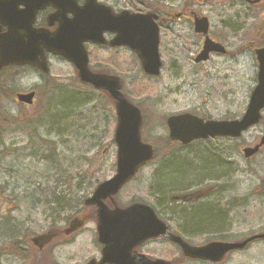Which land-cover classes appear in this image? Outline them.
Here are the masks:
<instances>
[{"label":"rangeland","instance_id":"374dc122","mask_svg":"<svg viewBox=\"0 0 264 264\" xmlns=\"http://www.w3.org/2000/svg\"><path fill=\"white\" fill-rule=\"evenodd\" d=\"M102 1L117 9L129 8L126 0ZM163 1L165 7H172L175 17L160 25L163 66L158 77L144 76L137 57L128 49L88 50L90 64L112 68L122 77L124 93L144 114L141 137L156 151L153 160L139 169L115 200L121 205H151L171 229L191 243H199L202 235L182 234V219L173 223V219L184 215L180 212L184 206L195 202H174L168 198V189L161 193L150 186L161 185L159 177L153 183V175L164 162L186 157L195 164L189 153H207L211 161L215 156L220 160L217 164L221 167L216 171L230 172L227 181L218 179L212 187L219 193L221 207L231 208L228 218L236 231L231 238L264 229V148L249 158L241 153L242 148L254 146L264 134V110L259 124L238 138L196 141L184 147L168 140L165 125L167 116L184 112L212 119L242 115L256 84L254 48L264 44V0L255 6L243 0H187L191 4L186 11L206 16L208 34L227 49V54H211L197 64L193 58L203 37L193 31L192 18L176 16L183 11L185 1ZM48 64L46 75L28 67L0 72V79L5 80L0 89V122H4L0 127H5L0 146V221L19 223L20 231L25 228L28 233L26 241L38 234L54 231L56 235L42 250L31 247L26 261L24 254L13 251L14 239L2 243L0 264H86L100 255L93 210L80 202L98 183L114 174L113 105L102 92L76 83L74 68L67 61L49 56ZM32 89L36 91L33 104L15 100V93ZM63 95L72 97L66 110L58 102H63ZM64 112L67 117L60 125L50 122L55 113ZM41 152L46 157L43 160L38 158ZM199 184L194 183L191 190L210 187L208 181L207 185ZM53 190L65 199L55 198ZM53 200L57 206L51 204ZM166 200V207L160 206ZM66 202L68 207L61 209ZM75 218L81 219L82 225L65 233ZM140 251L175 262L180 257L177 248L163 239L143 245ZM231 264H264V242L251 245L244 255H233Z\"/></svg>","mask_w":264,"mask_h":264},{"label":"water","instance_id":"95a60500","mask_svg":"<svg viewBox=\"0 0 264 264\" xmlns=\"http://www.w3.org/2000/svg\"><path fill=\"white\" fill-rule=\"evenodd\" d=\"M76 1L0 0V28L5 27L4 32L0 29V70L11 65H28L47 73V52L70 62L76 69L80 82L106 91L114 101L115 173L99 183L92 194L84 199L85 206L95 207L97 241L101 245L99 259L91 258L86 264H173L137 251L143 242L158 237L177 244L186 257L214 262L221 260L230 250L243 248L256 236L242 242H210L194 246L169 232L167 224L157 217L149 205L134 202L123 207L115 204L110 207L105 202H114V196L121 188L141 166L152 159L153 148L141 140V112L121 92L119 78L89 69L85 43L126 46L137 55L145 75L157 76L162 66L158 51L159 27L154 13H134L128 10L114 13L112 8L97 0H85L82 6H77ZM19 4L25 6L23 11L17 9ZM49 5L54 8V12L46 17V24L50 26L57 22L56 29L50 32L47 28H33L31 24L35 11ZM208 27L205 16L194 14L193 31L204 35L201 50L194 58L195 62L206 60L210 52H225L220 43L208 37ZM105 31L114 34L110 41L104 38ZM254 53L258 64L257 83L241 117L232 120H203L190 113L172 115L166 119L170 140L185 145L195 139L239 137L242 132L259 122L264 108V45L255 49ZM34 96V91L16 94L19 102L28 105L32 104ZM262 146L264 134L253 147L242 149L243 156H253ZM179 197L189 198L185 195ZM81 225L82 220L75 218L65 229V233L73 232ZM263 236L260 235L259 238ZM54 237V232H48L35 235L30 241L41 250Z\"/></svg>","mask_w":264,"mask_h":264},{"label":"trees","instance_id":"16d2710c","mask_svg":"<svg viewBox=\"0 0 264 264\" xmlns=\"http://www.w3.org/2000/svg\"><path fill=\"white\" fill-rule=\"evenodd\" d=\"M185 1V6L183 9L187 10L189 8V4L187 3V0ZM128 7L131 11H152L155 12L161 16H167L174 14L171 13L170 10H172L171 6L165 7L163 4V0H126ZM9 69L2 70L0 72H4ZM76 83L77 80L75 78ZM5 86V80L0 79V89H3ZM86 87V86H84ZM71 96H64L62 97V101H58L61 107L66 110L68 108L69 102H71ZM111 102V101H110ZM80 106V105H79ZM78 106V107H79ZM77 107V108H78ZM6 119V115H3ZM65 116V117H64ZM67 115L66 112L58 114L55 113L51 118L50 122L53 125H60L63 121H65ZM0 124H4L0 122ZM37 124H39L37 122ZM23 125L25 123L23 122ZM29 125V120H28ZM40 126V124H39ZM5 131V127H0V146L3 145V133ZM31 135L29 138H31ZM44 141V139H42ZM210 141V140H200L197 142H203ZM196 142V141H195ZM192 142V143H195ZM190 143L189 145H191ZM40 146V145H38ZM182 146V145H180ZM188 146V145H186ZM184 147V146H183ZM39 152V151H37ZM192 156V159L196 162L195 164H192L189 162L188 158H181V159H170L167 162H164L160 167H158V170L153 175V183L154 181L161 182V185H151L150 187L158 191V189L162 190L161 193H164L165 190L168 192V198L174 202H195L193 204H190V207H183L182 212L184 215H179L180 217H177L176 219H173V223L177 221H181L182 219V225L181 230L182 234L185 232V234H200L204 231H212L214 229H220L222 226H224L228 221L230 220V217H228L227 212L224 211L227 208H222V200L220 196H218L219 193L213 192L212 194H208L207 196L203 197L204 195H200L196 198H190V199H180L177 198L180 195L188 194L190 193V190L194 187V183L199 185H207L206 181H208V185L210 187L213 184H217L219 181L216 180H225L227 181V177L229 176L230 172H226L225 170L222 171H216L217 167L218 169L221 167L217 163H220L219 159L215 156L212 161L209 159L208 156L205 154L207 153H201V155L195 156L193 152L189 153ZM40 160H43L42 158H46L45 155L42 157V152L40 153L39 157ZM169 162V163H168ZM168 163V164H167ZM53 166V165H52ZM230 168V167H229ZM160 169V170H159ZM231 169V168H230ZM160 173V175H159ZM156 178V179H155ZM61 182H63V178H59ZM186 180V181H185ZM217 182V183H216ZM185 183V184H184ZM184 184V186H183ZM156 186L157 189H156ZM192 191V190H191ZM55 198L58 200L65 199L61 197V195L53 190L51 193ZM155 195L158 197V194L155 193ZM211 195V196H209ZM199 201V202H198ZM236 201V200H235ZM211 202V204H210ZM237 202V201H236ZM235 202V203H236ZM57 206V201L53 200L51 201V204H54ZM167 203V200L160 203V206L166 207L164 204ZM83 204V199L80 202V205ZM159 204V202H158ZM69 203L67 202L61 206L62 207H68ZM154 208V207H153ZM224 209V210H223ZM157 216L158 212L154 208ZM178 228H180L178 225H176ZM0 230L2 231L0 235V248L2 243H6L7 241L10 242V240L15 241L12 248L15 253L18 255L24 254L25 261L27 260V257L31 255V247L33 246L30 243V240L26 241V238H28V233L26 232V229L23 228V232H21V225L19 223H15V221H0ZM179 233V231H176ZM25 238V239H23ZM23 239V240H22ZM30 239V238H29ZM28 244V246L26 245ZM29 249V250H28Z\"/></svg>","mask_w":264,"mask_h":264},{"label":"flooded vegetation","instance_id":"af4514ba","mask_svg":"<svg viewBox=\"0 0 264 264\" xmlns=\"http://www.w3.org/2000/svg\"><path fill=\"white\" fill-rule=\"evenodd\" d=\"M100 1H102V0H100ZM84 2H85V0H77L76 5L82 6L84 4ZM17 9L23 11V9H25V6H23L22 4H19L17 6ZM53 10H54V8L52 6H47L43 9H42V7L38 8L34 13L33 22L31 24V26L34 28L46 27V17L48 14L53 12ZM181 16H186L191 20V17L189 16L188 12H186V13L183 12L181 14ZM68 17H71V14H68ZM163 19L164 18L160 17V16H159V18H157V22H158V24L160 23L159 25H161V26H163V22H162ZM166 19L168 20V18H166ZM164 22H165V20H164ZM57 25H58V23L54 22L52 25L48 26L50 32H53L56 29ZM0 29H1V32L5 31V27H3V26H1ZM104 36L106 38H110L112 36V34L105 32ZM93 47H95V46H93ZM96 48L106 49L109 51H116V50L120 49V48H111L107 45L96 46ZM226 54H227V52H226ZM107 72H112V71H111V69H108ZM201 189H204V188L196 189L194 191H198ZM213 192H217V190H215L213 187H211V189L209 190L208 193L203 194L204 195L203 197L207 196L208 194H212ZM209 196H211V195H209ZM210 204H211V202H210ZM224 211H226L227 215H228V213L231 211V208H228ZM230 223H231V221L229 220L228 223H226L220 229L216 228L212 231H204L203 233H200V234H193L196 236L202 235L201 237H203L200 240V242L197 244L191 243L187 239L186 240L192 245L201 246V245H204V244H207L210 242L243 241V240L250 238L252 236H257V237L254 240L248 242L247 245L243 249L233 250V251L227 252L224 255V257L219 261L214 262V261L199 259V258H189V257L184 256L182 253H179L180 254L179 261L178 262L173 261V262L176 264H231V257L233 255H238V256L244 255L245 250L248 249L251 245H253L255 243H259V242H264V236L259 238L260 235H264V229H261V230L259 229V230L249 231V232L247 231L242 237L231 238V236H232L231 234H235L236 231L232 230L233 226ZM146 243H148V242H146Z\"/></svg>","mask_w":264,"mask_h":264}]
</instances>
